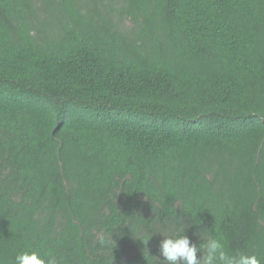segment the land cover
<instances>
[{"label": "trees", "instance_id": "obj_1", "mask_svg": "<svg viewBox=\"0 0 264 264\" xmlns=\"http://www.w3.org/2000/svg\"><path fill=\"white\" fill-rule=\"evenodd\" d=\"M185 224L264 264V0H0V264Z\"/></svg>", "mask_w": 264, "mask_h": 264}, {"label": "clouds", "instance_id": "obj_2", "mask_svg": "<svg viewBox=\"0 0 264 264\" xmlns=\"http://www.w3.org/2000/svg\"><path fill=\"white\" fill-rule=\"evenodd\" d=\"M194 223L199 225L195 221ZM188 227L189 225L185 224V227L180 230L181 234L159 233L163 238L158 245L159 256H155L158 261L165 264H261V258L257 255L244 252L230 253L221 239L216 237L205 239L201 231L199 235L203 242L197 245L185 234ZM14 264H59V262L51 253L25 250L16 254Z\"/></svg>", "mask_w": 264, "mask_h": 264}]
</instances>
